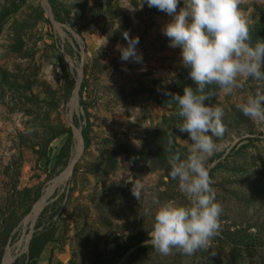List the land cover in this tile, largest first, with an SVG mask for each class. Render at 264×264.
I'll list each match as a JSON object with an SVG mask.
<instances>
[{
    "label": "rangeland",
    "instance_id": "obj_1",
    "mask_svg": "<svg viewBox=\"0 0 264 264\" xmlns=\"http://www.w3.org/2000/svg\"><path fill=\"white\" fill-rule=\"evenodd\" d=\"M56 1L75 27L56 19L49 0H24L0 34V243L9 234L2 264L27 255L40 230L52 232V239L37 264H96L130 236H148L154 197L187 204L169 175V157L176 151L186 157L191 143L176 128L182 118L165 103L168 90L191 82L180 48L169 47L162 34L172 18L142 0ZM182 7L184 0L177 11ZM238 8L249 30L264 18V0H239ZM124 32L139 37L142 62L120 60ZM238 80L230 95L206 87L209 103L224 110L225 130L214 138L217 150L206 162L221 206L217 234L191 255L136 252L151 244L147 240L119 264H264V124L237 108L264 91V80ZM67 129L73 131L69 161L56 165ZM46 144L50 162L41 155ZM129 176L146 186L140 200L131 194ZM15 185L30 192L19 194ZM239 230L252 236L235 249L229 232Z\"/></svg>",
    "mask_w": 264,
    "mask_h": 264
},
{
    "label": "clouds",
    "instance_id": "obj_2",
    "mask_svg": "<svg viewBox=\"0 0 264 264\" xmlns=\"http://www.w3.org/2000/svg\"><path fill=\"white\" fill-rule=\"evenodd\" d=\"M179 2L142 0V4L172 18L162 34L168 38L169 47L180 48L182 64L196 86H186L182 94L172 96L182 118L176 128L187 133L191 143L186 157L182 158L179 151L169 157V175L177 181L187 204L161 203L154 197L148 241L161 254L177 249L191 255L207 247L220 227L221 206L215 202L206 162L217 150L214 138L221 137L225 130L224 110L209 103L211 94L206 87L215 84L225 95H230L240 87L238 78L264 80V40L255 45L249 43V28L238 8L239 0H184V7L177 11ZM122 35L126 46L117 49L120 60L142 62L139 37L129 36L127 32ZM237 108L253 122L264 124V91L250 95ZM168 143L171 145L172 140ZM126 183L132 185L133 197L140 200L146 186L132 176Z\"/></svg>",
    "mask_w": 264,
    "mask_h": 264
},
{
    "label": "trees",
    "instance_id": "obj_3",
    "mask_svg": "<svg viewBox=\"0 0 264 264\" xmlns=\"http://www.w3.org/2000/svg\"><path fill=\"white\" fill-rule=\"evenodd\" d=\"M24 0H5L4 1V5L2 7V9L0 10V34L3 30V26L5 24V22L11 17L13 16L20 8L21 5L23 4ZM50 4L52 5L54 12H55V17L58 21L60 22H66L71 24L72 27H75L74 23H72L70 21L71 18L70 17V12L66 9V7L60 3H58L56 0H49ZM262 38H264V18L262 19V21L260 23H258L252 30H249V40L252 42L255 39L257 41H260ZM68 68L64 67V73H65V77H67V80L70 76V72L67 70ZM188 70V69H187ZM190 78V77H189ZM191 80V79H189ZM186 82V81H185ZM192 81L190 82V84L183 83L181 84L182 86H178L175 90H168L165 95H166V101L165 103L167 104H172L174 106V108L176 109V114L178 112V106L175 103V101L172 99V96L174 94H182L184 87L187 86H192L193 88H195V84L192 83ZM86 87V80H84V82L82 83V89H81V94H82V90L85 89ZM74 88V81L72 80L71 82L68 81V87H67V95H69L71 93V91ZM219 87L215 84H213L211 86V93L215 92ZM82 105L84 107H87V104L82 101L81 102ZM91 127V123L88 121V124L86 125V127L82 130V134H83V139H84V143H85V147H89L90 145V136H89V130ZM64 132L68 133V139L66 141V143L63 145V147L59 150L58 152V156H57V160H56V165H66L69 161V157H70V150L72 148V137H73V131L72 129H67ZM48 143V142H47ZM48 144L45 145L44 147V151L42 157H46L47 162H50V159L48 157ZM15 190H17L16 185L13 187ZM19 194L22 193H26V192H30L29 188H24L22 190H17ZM39 197V195H37L35 198H33L29 204L27 205L26 210L23 212L24 214H27L31 208V204L33 202H35L37 200V198ZM10 216L9 219H12L13 216L15 215V210H12L10 212ZM19 218H17L15 220V222H13L11 228L14 229L15 226L17 225V223L19 222ZM11 228H9V230H11ZM243 231L239 230L237 232H229V238L232 241V243H234V248L236 249L238 247L239 244L242 243H246L248 241V239H250V237L252 236L251 234L246 233V231L244 230L243 233H241ZM51 233L50 231H35V233L32 236V239L29 243V250H28V254L24 255L23 257H19L16 259V261L13 264H37V261L39 260V258L41 257L44 248L46 246V244L52 239L51 238ZM9 234H7L1 241L0 243V264H2V260H3V256L5 253V246L7 245L8 241H9ZM149 240V237L147 235H136L133 237H129L128 240L124 241L122 244L118 245L115 247V249H113L110 252H107L104 255V258H102V260L96 264H119L121 262V260L123 259L124 255L132 248L136 247L137 245H140L141 243L145 242ZM153 249V246L151 244H145V245H141L139 246V248L136 249V252H141V251H146V250H150ZM25 257H27L28 261H25Z\"/></svg>",
    "mask_w": 264,
    "mask_h": 264
},
{
    "label": "bare ground",
    "instance_id": "obj_4",
    "mask_svg": "<svg viewBox=\"0 0 264 264\" xmlns=\"http://www.w3.org/2000/svg\"><path fill=\"white\" fill-rule=\"evenodd\" d=\"M66 173V172H65ZM68 174H70V173H68ZM64 177H66V176H64ZM63 177V178H64ZM62 178V179H63ZM43 201V200H42ZM40 205V204H39ZM40 208V207H39ZM39 210V209H38ZM37 213V212H36ZM36 216V215H35ZM33 218H35V217H33ZM3 264H10V260H8V259H6L5 261H4V263Z\"/></svg>",
    "mask_w": 264,
    "mask_h": 264
}]
</instances>
